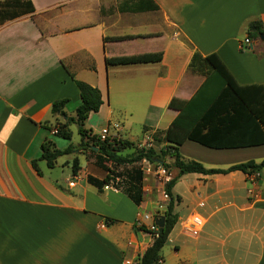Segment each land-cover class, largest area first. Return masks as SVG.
<instances>
[{"label": "crops", "instance_id": "obj_1", "mask_svg": "<svg viewBox=\"0 0 264 264\" xmlns=\"http://www.w3.org/2000/svg\"><path fill=\"white\" fill-rule=\"evenodd\" d=\"M29 1L32 13L0 25V264H136L151 244L149 234L135 228L136 215L164 217L154 180L143 185L136 206L124 183L119 191L101 192L88 184L87 176H105L99 167L88 168L84 154L75 174V152L52 169L36 161L35 171L31 162L45 141L52 142L48 128L75 116L80 97L74 80L99 90L102 104L87 119L112 125L109 133L118 139L133 125L141 134L168 128L177 115L170 100L190 99L205 79L188 70L194 53L215 54L239 85H259L264 92V39H249L248 49L242 48L250 21L264 28V0ZM152 4L156 10L119 11ZM149 54L161 59L106 64ZM59 100H67L65 117L51 115ZM183 149L198 154L185 158ZM179 152L205 169L264 159V145L211 149L185 141ZM59 166L70 173L53 175ZM184 178L191 182L182 194L176 187ZM171 194L179 198L177 222L158 264H264V171L185 174ZM192 215L201 218L196 235L187 228Z\"/></svg>", "mask_w": 264, "mask_h": 264}, {"label": "trees", "instance_id": "obj_2", "mask_svg": "<svg viewBox=\"0 0 264 264\" xmlns=\"http://www.w3.org/2000/svg\"><path fill=\"white\" fill-rule=\"evenodd\" d=\"M156 5H135L128 8L120 7L119 11L143 12L156 10ZM33 5L29 0L0 1V25L23 15L32 13ZM112 10L102 13H110ZM264 36V28L260 21L253 20L247 24V37L258 40ZM122 37L113 38L120 40ZM161 54L120 57L106 59L108 65H128L148 62H158ZM188 70L191 73L204 76V81L188 100L172 98L168 108L177 111L166 130H155L153 139L159 145L155 147H136L126 139L112 137L102 138L85 129V122L90 113H97L102 104L101 95L97 88L84 82L74 80L79 91L80 104L75 109L74 117H66L62 123H56L48 128L54 135L71 139L69 126L76 124L80 141L76 146L69 145L65 149H57L50 141L41 145V154L37 160L31 162L36 171V161H44L49 169L55 166L60 157L74 152L84 154L90 151L94 155V163L106 175L102 180L87 176V183L99 192L108 182L109 174L113 171L106 166H131L124 177V194L139 206L143 196V175L141 170L133 168L142 160L150 163L166 165V158H170L171 166L178 171L164 186V192L169 197L164 213L163 232L154 233L152 244L145 250L136 264H158L161 260V250L167 237L177 222V215L173 213L174 203L179 198L172 197L171 190L177 180L185 174H226L239 171L246 175L260 174L264 171V159L259 163L253 160L238 163L226 170L205 169L195 161H185L180 155L179 147L185 141H191L211 149H234L264 145V92L259 85H239L225 65L215 55L201 56L194 53ZM67 100H59L51 105V115L65 117L63 108ZM153 130L144 128L143 131ZM79 169L78 158L71 162L72 173ZM118 176H122L117 173ZM108 222V221H106Z\"/></svg>", "mask_w": 264, "mask_h": 264}, {"label": "rangeland", "instance_id": "obj_3", "mask_svg": "<svg viewBox=\"0 0 264 264\" xmlns=\"http://www.w3.org/2000/svg\"><path fill=\"white\" fill-rule=\"evenodd\" d=\"M201 78V77H200ZM164 125V123H163ZM85 129H88V130H91L93 134H97V135H101V129L104 127L106 129H108L110 131V133H114L115 132V127H113L112 125H108L106 123H102V121L100 120V118H98L97 116H91L90 119H87L86 122H85ZM78 127L76 124H71L69 126V130L71 131V139L70 140H65V139H62L56 135H50V140L55 144V146L58 148V149H65L66 147H68L69 145H74L76 146L79 141H80V137L78 135V131H77ZM119 129V127H118ZM155 130H159V131H162L160 129H154V130H148V131H143L142 134H141V127L139 126H135L133 125L130 129H126L124 131H121L119 133V136L125 138V139H130V140H135V141H131L134 146L140 148V147H155L156 149H159L162 145H159L155 139H153V135H154V131ZM119 132V131H118ZM47 133H48V130H47ZM141 135V136H140ZM76 153V157L79 158L80 160V163L84 165V157H82L81 155L82 154H79L77 152ZM182 156H184L185 158H195L196 155L198 153H196L195 151L193 153H191L190 151H188L187 149H183L182 150ZM79 155V156H78ZM84 156H85V159H86V163H87V166L89 169L93 170V172L96 171V169H98V167L95 165L94 163V155L90 152V151H86L84 153ZM72 157H69L67 159L72 160ZM75 157V155H74ZM66 160V158H59L58 159V162L59 164L60 163H63L64 161ZM171 159L170 158H166L165 162H166V165L163 166L166 170V172L169 174L170 178L174 177V172L176 171V169H174L172 166H171ZM72 162V161H71ZM79 162V161H78ZM107 167H109V169H111L113 172L111 174H109V178H108V182L111 181V179L113 177H115L116 173L122 175V176H119L120 178L124 179L123 176L126 175V171L130 170L129 166H113V165H110V164H106ZM134 168L136 169H139V170H142V175H143V185H147V180L148 179H152L154 180L155 182V188H153V191L155 192V194L158 196V199H160V206L163 204L166 208V205H167V202L168 200L167 199H163V196H162V192H163V189H164V185L166 182H164L163 179H158V177H155L153 174H149L146 172V167L144 165H141L140 163L139 164H136L134 166ZM62 169L64 170H68L69 173H70V170H69V167L68 166H59V167H56L55 170H54V174L53 175H59V176H62L60 174V171H62ZM103 172V171H102ZM147 173V174H146ZM103 175L105 176V173L103 172ZM190 180L189 179H182L180 182L177 183V187H176V190L178 192H181L182 194H184L186 192V185L189 182ZM124 184H120L118 185L117 187L120 189V188H123ZM149 213V211H144V212H141V213Z\"/></svg>", "mask_w": 264, "mask_h": 264}, {"label": "built area", "instance_id": "obj_4", "mask_svg": "<svg viewBox=\"0 0 264 264\" xmlns=\"http://www.w3.org/2000/svg\"><path fill=\"white\" fill-rule=\"evenodd\" d=\"M249 42L250 41L247 38L244 41L245 47L243 46L242 48L248 49ZM55 132L56 131H53L52 133H55ZM108 135H110L108 129H106V128L101 129V135L100 136L102 138H105ZM111 136L114 137L113 135H111ZM139 163L146 167L145 169H146L147 173L153 174L155 177H158V179H163L164 182H166V183L171 179L169 174L166 172L165 168L163 167V165L161 163H156V162L150 163L146 160H142V161L138 162V164ZM141 172H142V170H141ZM123 183H124V179H122L120 177H113L110 182H107L106 184H104L103 190L119 191V188L117 186L120 184H123ZM166 183H165V185H166ZM162 196H163V199L169 200V197L167 196V194H165L164 189L162 192ZM156 221H157V216L155 214H151V213L150 214L149 213H139L136 215V219L134 221V226L136 229L143 230L149 234L151 244L154 240V233L158 232V226L156 224ZM200 226H201V218L197 215H192V217L188 221L187 228H189L190 232L193 235H196Z\"/></svg>", "mask_w": 264, "mask_h": 264}, {"label": "water", "instance_id": "obj_5", "mask_svg": "<svg viewBox=\"0 0 264 264\" xmlns=\"http://www.w3.org/2000/svg\"><path fill=\"white\" fill-rule=\"evenodd\" d=\"M260 38L263 40L264 36L262 35V36H260ZM164 213H163V215H164ZM156 224L158 226V232L162 233L163 232V225H164V217L162 216L159 220H157Z\"/></svg>", "mask_w": 264, "mask_h": 264}]
</instances>
